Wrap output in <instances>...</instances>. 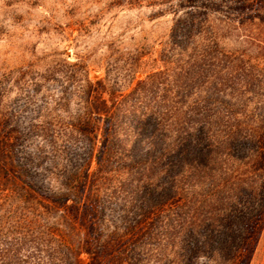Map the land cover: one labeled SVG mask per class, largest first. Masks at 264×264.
<instances>
[{"label":"trees","instance_id":"16d2710c","mask_svg":"<svg viewBox=\"0 0 264 264\" xmlns=\"http://www.w3.org/2000/svg\"><path fill=\"white\" fill-rule=\"evenodd\" d=\"M166 1L173 0L157 3ZM231 2L235 10L224 26L200 5L177 20L173 34L183 42L140 56L133 77L144 78L124 96L117 94L129 87L111 85L108 73L99 81L108 138L103 158L85 175L81 209L119 219L121 225L92 222L117 245V264H264V0ZM225 25L242 35L244 51L219 49ZM155 90L172 100L150 99ZM87 101L66 122L68 141L91 115ZM5 125L0 146L14 147L21 134ZM41 137L56 149L62 139ZM31 169L24 170L27 177ZM51 175L48 187L32 182L41 201L23 203L13 192L0 197V209L11 215L0 216L1 259L16 261L28 244L44 248L49 262L67 256L55 227L81 197L74 192L76 173ZM99 244L86 248L91 264Z\"/></svg>","mask_w":264,"mask_h":264},{"label":"rangeland","instance_id":"374dc122","mask_svg":"<svg viewBox=\"0 0 264 264\" xmlns=\"http://www.w3.org/2000/svg\"><path fill=\"white\" fill-rule=\"evenodd\" d=\"M199 5L222 26L235 10L231 0L163 4L157 0H0V124L4 121L6 131L14 128L21 134L16 146H0V197L13 192L23 203L41 201L42 192L32 182L42 180L48 187L52 173L61 178L76 173L74 192L80 198L85 175L103 158L108 138L99 81L108 73L111 85L121 90L129 87L117 97L130 92L144 78L139 73L133 77L136 60L165 46L180 45L183 38L173 34L176 22ZM225 26L226 39L220 40L219 49L227 54L244 51L247 47L239 45L242 35ZM86 75L91 82L85 80ZM149 97L172 100L171 94L158 90ZM87 100L91 115L82 122L81 134L76 131L68 141L63 137L66 122L85 111ZM46 133L62 136L57 149L42 139ZM30 166L34 169L27 177L24 170ZM80 200L77 210L59 217V222L56 219L57 237L67 256L57 254L55 262H49L43 257L44 248L37 251L28 244L16 261L0 257V264H91L93 258L86 248L93 250L99 243L94 263L117 264V245L107 240V230L100 235L92 222L115 220L121 225L119 219L109 212L104 217L87 214L81 209L87 203L85 195ZM0 216L8 221L11 215L2 208ZM259 248L264 258V234ZM197 264L207 263L201 259Z\"/></svg>","mask_w":264,"mask_h":264}]
</instances>
